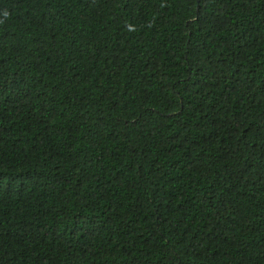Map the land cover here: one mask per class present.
Listing matches in <instances>:
<instances>
[{"label":"trees","instance_id":"trees-1","mask_svg":"<svg viewBox=\"0 0 264 264\" xmlns=\"http://www.w3.org/2000/svg\"><path fill=\"white\" fill-rule=\"evenodd\" d=\"M0 264H264V0H0Z\"/></svg>","mask_w":264,"mask_h":264}]
</instances>
